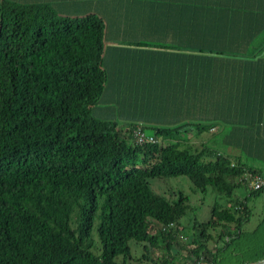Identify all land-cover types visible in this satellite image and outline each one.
<instances>
[{"label":"trees","instance_id":"trees-1","mask_svg":"<svg viewBox=\"0 0 264 264\" xmlns=\"http://www.w3.org/2000/svg\"><path fill=\"white\" fill-rule=\"evenodd\" d=\"M101 1L73 14L0 0V264H130V241L153 264H178L192 203L182 191L154 192L151 179L181 175L218 196L199 231L186 234L195 245L181 263L263 259L264 217L240 226L249 197L264 193L241 176L264 178L252 165L264 150L230 148L209 132L250 125L240 115L249 103L245 49L254 46L244 34L262 33L263 0ZM103 16H125L137 35L123 44L141 49L130 56L135 84L126 92L141 120L128 125L95 113L110 80ZM137 124L153 126L157 141L136 144ZM211 230L223 242L214 250ZM154 247L167 251L160 262L148 255Z\"/></svg>","mask_w":264,"mask_h":264},{"label":"crops","instance_id":"crops-1","mask_svg":"<svg viewBox=\"0 0 264 264\" xmlns=\"http://www.w3.org/2000/svg\"><path fill=\"white\" fill-rule=\"evenodd\" d=\"M22 3H51L59 6L60 10L70 13L86 12L89 10H98V6L103 3L101 0H18ZM264 4V0H263ZM80 14V13H78ZM77 17V16H73ZM108 22L107 37L109 45L107 47L105 65L110 74V80L106 88L102 102L96 107L95 113L101 117L116 119L121 125L137 122L140 112L133 109L127 98V90L135 84L129 73L131 67V55L141 54L140 46L128 47L124 42L137 35L136 29L127 28L124 25L125 16H103ZM264 16H262V21ZM256 30L246 32L244 35L247 42L254 44L246 46L245 49V69H246V94L247 102L241 106V116L247 118L250 124L244 127L228 129L214 127L209 132L214 134L216 143L226 141L231 148H242L246 150L263 149L264 150V28L258 35ZM238 34V33H237ZM239 35V34H238ZM253 35L248 41V37ZM120 38V39H117ZM124 94V95H123ZM149 123V122H148ZM155 124V123H150ZM158 125V124H155ZM153 127V126H152ZM151 127V128H152ZM154 132V131H153ZM194 140L199 141L204 136H198L192 133ZM218 134V138L215 137ZM222 134V135H221ZM198 136V137H196ZM208 137V136H206ZM224 147V146H223ZM254 168H261L264 174V162H252ZM237 195L246 196L245 190L235 191Z\"/></svg>","mask_w":264,"mask_h":264},{"label":"rangeland","instance_id":"rangeland-1","mask_svg":"<svg viewBox=\"0 0 264 264\" xmlns=\"http://www.w3.org/2000/svg\"><path fill=\"white\" fill-rule=\"evenodd\" d=\"M146 131L147 133L154 134V130L150 127H146ZM151 182L152 190L154 192L171 196L175 193V191H182L189 196L192 203V208L189 210L187 215L188 217H185L182 223L184 231L180 233V239L182 240L181 242L185 244V248H176L178 253H180V256H178V264H181L184 259L182 254L189 256L186 248L195 245L190 242L189 238L185 239L186 234L189 237L191 235L193 236V233L199 231L200 228L198 227V224L207 220L211 216V207L218 196L211 189H209L206 194H203L199 190L195 189L193 182L185 175L170 177L164 180H156L154 178L151 179ZM219 200L223 203L227 202V199L224 197L219 198ZM248 204L251 207L252 214L250 218L240 226L242 230L255 228L259 221L264 217V193L249 197ZM195 221L197 222V225L194 224ZM211 233L214 235V239L209 241L208 246L214 250L216 247L223 245V242H218L219 239L215 230H211ZM130 245L133 249V259L130 260V264H153L152 260H146L143 258V253H146V251L140 244L130 241ZM236 246V244L232 245L231 249ZM92 250L97 254L100 253V243L96 236L94 238V246ZM165 252L167 253L163 247H154L152 248V252H149L148 255L151 258H155L157 262H160L161 256H163Z\"/></svg>","mask_w":264,"mask_h":264},{"label":"built area","instance_id":"built-area-1","mask_svg":"<svg viewBox=\"0 0 264 264\" xmlns=\"http://www.w3.org/2000/svg\"><path fill=\"white\" fill-rule=\"evenodd\" d=\"M132 137L133 141L139 145L151 142L154 143L157 141L156 136L154 134L147 133L146 130L142 128L141 124H137L132 128ZM232 165H234V163H232ZM241 180L248 182L249 187L252 190H259L264 188V178L250 170L244 171L241 176ZM160 228L165 229L166 225H160ZM181 264H207V258L205 255H201L199 257H194V259L191 261ZM241 264H264V258L255 262H244Z\"/></svg>","mask_w":264,"mask_h":264}]
</instances>
